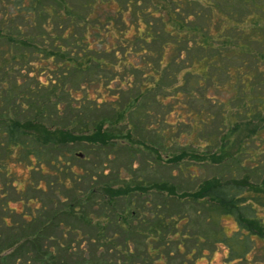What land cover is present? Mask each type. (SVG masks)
I'll list each match as a JSON object with an SVG mask.
<instances>
[{
	"label": "trees",
	"instance_id": "trees-1",
	"mask_svg": "<svg viewBox=\"0 0 264 264\" xmlns=\"http://www.w3.org/2000/svg\"><path fill=\"white\" fill-rule=\"evenodd\" d=\"M168 82L190 143L164 159L132 133L155 130ZM91 151L102 168L74 170ZM206 163L227 172L199 179ZM165 165L188 186L145 173ZM263 173L264 0H0V264H195L210 242L248 260Z\"/></svg>",
	"mask_w": 264,
	"mask_h": 264
},
{
	"label": "rangeland",
	"instance_id": "rangeland-1",
	"mask_svg": "<svg viewBox=\"0 0 264 264\" xmlns=\"http://www.w3.org/2000/svg\"><path fill=\"white\" fill-rule=\"evenodd\" d=\"M165 63H167V60H164ZM177 66L174 65L172 67V69H176ZM126 78V77H125ZM43 79V78H42ZM170 80V79H169ZM116 85V82H112L111 86L114 87ZM126 85V84H125ZM171 84L168 82L167 85L165 86L166 89L160 93L162 94H158L157 93V97L159 99H164V102H167V107L166 105L160 106L159 104H154V106L152 107V112L151 113V121L153 122V128H155V130H144V131H133L132 136L133 138L136 139H142L141 136L145 139H147V142H152L151 145L155 146L158 149V152L155 154L156 156H162V158L164 159H168L171 156H173V154H177V152H179L182 148H187L188 149V144L190 142L188 139V126L184 125L183 122L180 121H188V119L186 118H181L179 117V113H178V109L175 107V98H170L173 97L172 94L173 92L171 91H167L169 88H174V87H169ZM95 88L89 89V94L90 96H92V98H95V100H97L98 102H101L103 100H109L111 97L110 94L112 91L109 90H105V89H100L97 90ZM97 93H102L101 96L100 95H96ZM109 107H105L104 111H109L108 110ZM148 121H145V124ZM174 124V125H172ZM178 126L181 127V132L184 131V134H177L176 136H174V134L178 133L176 130L178 129ZM157 132V133H156ZM160 133H165V136L162 137L160 136ZM169 136V140L168 137ZM195 144L200 145V149L204 150L206 148V142H194ZM187 146V147H186ZM160 147H164V149L160 150ZM167 147V148H165ZM168 148H172L171 150H168ZM80 152H83V150H79ZM147 151V150H146ZM74 153V152H73ZM72 153V154H73ZM71 154V153H70ZM70 155V157L68 158V160H70V164L71 163H75V167L74 170L76 171H81L82 168H85L87 170H89L90 168H96L97 170H100L103 166L102 161L106 160L104 153L103 152H95V151H91L90 154H88L90 156V160L88 161H78V159L75 158L74 155ZM83 154V153H82ZM148 154L145 153V155ZM151 156L153 157V159L155 158V155L153 152H150ZM76 155V154H75ZM73 156V157H72ZM84 157V156H83ZM111 160L110 161H106V171H108L109 169H111L112 167L117 169H120V167H122V169H120V175L125 176L128 171V169L130 168V166L128 164H126V154H121V155H117L116 157L113 156V153L111 155ZM112 158H117L118 160L115 161L116 163H112ZM89 159V157H88ZM156 161V158L154 159ZM95 161V165L92 166L91 162ZM137 164V161L134 162V166ZM127 165V167H126ZM139 166V163L138 165ZM204 166L207 167V169H200L198 171V175H199V179L202 177H206V176H213V175H224V170H216V166L212 165V164H208L206 163ZM202 168V167H201ZM179 168L176 169V166L173 165H169V166H154L153 169L149 168L148 171H146L145 173L147 174V176H149L150 178H160L162 176H167L168 174L171 175V173L173 172V174H175V178L174 181L179 183L180 185H182L183 187H187L188 186V170L185 171V176H183L182 171L178 170ZM44 170H47V168L45 167ZM127 170V171H126ZM171 170V172H170ZM18 173L26 175V170L19 168L18 169ZM30 172H27V174H29ZM264 175V173H263ZM34 176L33 178H37L38 176H36V174L32 175ZM51 176V175H50ZM198 182V180L196 181ZM88 184V181H84L80 186L81 187H86ZM43 185H45L43 183ZM20 186V185H19ZM259 214L264 216V208H259ZM192 224L194 225L196 230H199V232L201 233H205L206 234H210L213 231H220L221 229L224 230L225 233H227L228 235L233 234V232H235V230L238 229V225L237 222L235 221L234 218L232 217H226V219H223L220 223V225H216L214 224L212 221H208L206 218H204V216H202L201 218H199V220H197V218H195L194 221H192ZM254 238H256L255 241V247L248 253V260H230L229 259V252H230V247L228 245H226L225 243L222 242H218L215 243L214 242H210V244L212 245L211 248L207 247L208 249H205V253L206 255L203 257H199L196 258L195 260V264H264V238H260L259 236H254ZM191 245V244H190ZM178 260H170L168 262H164L163 264H177ZM190 264V263H188Z\"/></svg>",
	"mask_w": 264,
	"mask_h": 264
}]
</instances>
